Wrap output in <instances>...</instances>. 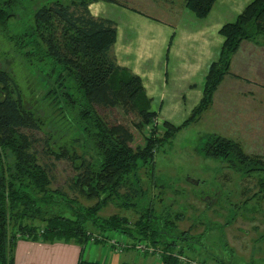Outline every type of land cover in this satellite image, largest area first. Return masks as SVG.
I'll list each match as a JSON object with an SVG mask.
<instances>
[{"label":"trees","instance_id":"trees-1","mask_svg":"<svg viewBox=\"0 0 264 264\" xmlns=\"http://www.w3.org/2000/svg\"><path fill=\"white\" fill-rule=\"evenodd\" d=\"M92 1L96 0L43 3L16 35H10L9 20L20 0H0L1 51L33 70L46 105L40 116L38 108L29 106V83L30 88L23 86L14 70L0 66V264H14L18 238L83 244L92 240L90 226L105 238L118 232L126 234L130 238L127 247L135 249L137 242L145 241L160 248L162 264L181 262L175 251L188 256L181 239H187L193 249L197 242L187 230L178 228L183 213L161 216L152 205L139 204L143 193L140 170L145 168L153 175L157 149L209 106L241 43L264 44V0H251L235 20L221 27L224 43L218 59L209 66L203 96L181 124L157 121L141 78L116 62L115 21L93 15L88 7ZM214 2L184 0V6L205 17ZM97 106L136 112L135 127L143 132L149 128L144 143L133 146L134 134L129 127L110 123ZM26 129L43 130L46 152L68 159L76 171L70 187L96 198L94 204L82 205L62 189L51 188L50 174L39 161ZM198 151L223 159L246 175L257 173L258 191L244 202L264 201V180L260 177L264 156L250 154L240 140L218 133L207 134ZM110 202L138 210V218L100 216L98 211ZM79 264L105 263L82 259Z\"/></svg>","mask_w":264,"mask_h":264},{"label":"rangeland","instance_id":"rangeland-1","mask_svg":"<svg viewBox=\"0 0 264 264\" xmlns=\"http://www.w3.org/2000/svg\"><path fill=\"white\" fill-rule=\"evenodd\" d=\"M50 1L20 0L12 11L14 17L9 20V34L16 35L29 22L35 8ZM119 1H127L151 13H156L161 5L178 8L182 1L184 3V0ZM244 46L239 55L232 56L230 70L217 85L209 106L157 149L153 175L145 168L140 170L143 193L139 204L152 205L161 216L183 213L178 228L187 230L197 242L193 243L194 249L188 246L191 243L187 239H181L180 243L187 255L207 264H264V201L259 203L251 199L244 202L258 191L257 173L246 175L244 170L231 167L225 160L206 157L198 151L207 134L218 133L240 140L248 153L264 156V44L249 41ZM1 47L2 40L0 66L14 70L23 86L29 83L32 88L27 95L29 106L38 108L43 116L42 106L45 108L46 105L38 76L32 69L23 67L19 59L1 51ZM97 108L110 123L129 127L134 134L133 146L144 143L149 128L143 132L135 127L134 122L139 118L136 112L123 107ZM25 131L33 138L39 161L50 174L51 188L62 189L68 198L82 205L94 204L96 198L84 196L70 187L76 171L68 159H57L46 152L43 130ZM260 177L264 180V171H260ZM98 214L102 217L126 215L135 221L139 211L110 202ZM90 230L92 235L101 234L93 226ZM115 236L119 241L130 243L124 233L118 232ZM98 242L101 241H90L95 259L99 251L103 254L110 248L108 240ZM130 252L140 254L136 249Z\"/></svg>","mask_w":264,"mask_h":264},{"label":"crops","instance_id":"crops-1","mask_svg":"<svg viewBox=\"0 0 264 264\" xmlns=\"http://www.w3.org/2000/svg\"><path fill=\"white\" fill-rule=\"evenodd\" d=\"M250 1L215 0L205 17H198L183 1L178 8L161 5L156 13L119 0H96L88 7L93 15L115 21L116 62L141 78L157 121L181 124L203 96L209 66L218 59L224 43L221 27L235 20ZM248 42L244 40L236 54ZM109 247L103 254L99 251L95 259L89 241L21 237L15 243L14 264H79L82 259L105 264H162L149 252L139 251L137 256L130 252L135 250L132 247L121 251Z\"/></svg>","mask_w":264,"mask_h":264},{"label":"built area","instance_id":"built-area-1","mask_svg":"<svg viewBox=\"0 0 264 264\" xmlns=\"http://www.w3.org/2000/svg\"><path fill=\"white\" fill-rule=\"evenodd\" d=\"M96 239H105V240H108L109 241V245L110 246H114L116 250H119L121 251L122 249H124L125 247L129 246V244H127L125 241H119L115 234H113L112 236H110L109 238H105L103 237V235H92V240H96ZM135 249L137 251H140V252H149V253H152L154 255H156L158 258H160L161 256V252L162 250L158 247H155L145 241H140V242H137L135 244ZM175 256H177L182 263L184 264H206L202 261H199L197 259H194V258H190L184 254H179L178 252H174L173 253Z\"/></svg>","mask_w":264,"mask_h":264}]
</instances>
